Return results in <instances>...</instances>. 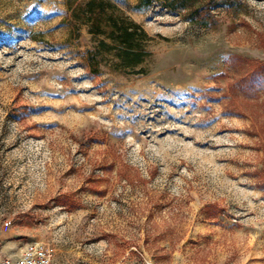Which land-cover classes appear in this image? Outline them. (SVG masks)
Listing matches in <instances>:
<instances>
[{
	"label": "rangeland",
	"instance_id": "374dc122",
	"mask_svg": "<svg viewBox=\"0 0 264 264\" xmlns=\"http://www.w3.org/2000/svg\"><path fill=\"white\" fill-rule=\"evenodd\" d=\"M68 1L0 0V235L54 264H264V0H112L149 35L135 71Z\"/></svg>",
	"mask_w": 264,
	"mask_h": 264
},
{
	"label": "trees",
	"instance_id": "16d2710c",
	"mask_svg": "<svg viewBox=\"0 0 264 264\" xmlns=\"http://www.w3.org/2000/svg\"><path fill=\"white\" fill-rule=\"evenodd\" d=\"M68 8L92 35L103 37L100 47L113 50L125 68L135 71L149 55L145 48L149 35L144 27L112 0H69Z\"/></svg>",
	"mask_w": 264,
	"mask_h": 264
},
{
	"label": "built area",
	"instance_id": "2783aa9c",
	"mask_svg": "<svg viewBox=\"0 0 264 264\" xmlns=\"http://www.w3.org/2000/svg\"><path fill=\"white\" fill-rule=\"evenodd\" d=\"M12 222L4 221L5 228H8ZM0 264H54L52 251L42 242L27 243L19 256L0 257Z\"/></svg>",
	"mask_w": 264,
	"mask_h": 264
},
{
	"label": "crops",
	"instance_id": "0c3cea01",
	"mask_svg": "<svg viewBox=\"0 0 264 264\" xmlns=\"http://www.w3.org/2000/svg\"><path fill=\"white\" fill-rule=\"evenodd\" d=\"M2 241L0 247V257H17L20 255L23 247L21 241H14L11 238V234L4 233L0 235ZM17 250L13 253L11 250Z\"/></svg>",
	"mask_w": 264,
	"mask_h": 264
}]
</instances>
